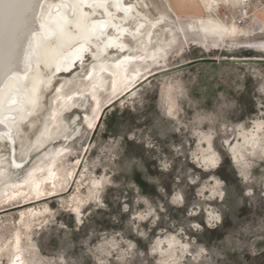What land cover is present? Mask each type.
Here are the masks:
<instances>
[{
    "label": "rangeland",
    "instance_id": "obj_1",
    "mask_svg": "<svg viewBox=\"0 0 264 264\" xmlns=\"http://www.w3.org/2000/svg\"><path fill=\"white\" fill-rule=\"evenodd\" d=\"M260 2L236 41L206 40L167 22L160 32L171 43L164 61L149 75L139 73L131 89L104 92L92 128L84 119L92 96L74 94L87 81L91 56L55 76L15 133L14 150L0 142L7 175L0 188L22 182L61 148L70 152L65 164L74 173L61 192L0 204V247L19 232L22 248L42 264H264V51L243 47L247 40L264 43V27L252 33L264 0H250L252 7ZM212 11L230 25L242 14L234 5ZM63 85L78 103L37 148ZM209 153L217 163L205 168L196 157ZM13 158L22 166L10 164ZM177 194L183 202H173ZM75 197L84 199L79 216ZM10 245L0 249V264L10 263Z\"/></svg>",
    "mask_w": 264,
    "mask_h": 264
},
{
    "label": "bare ground",
    "instance_id": "obj_2",
    "mask_svg": "<svg viewBox=\"0 0 264 264\" xmlns=\"http://www.w3.org/2000/svg\"><path fill=\"white\" fill-rule=\"evenodd\" d=\"M149 1L150 2H148L147 0H122L124 4H133L134 8L132 10V13L129 14L127 23L120 19H117L115 23L121 25L122 27L131 26V28H135L139 26L137 21L143 20L145 22V28H142L140 30V33L136 34L135 38H133V36L128 33H124L121 36V42L125 44L124 51H120L116 48L105 49L103 45H101L99 51L96 53L98 57L97 59H93V52L95 51V49H90L88 52L84 53L85 58L87 56H91L92 60L94 61L93 64L96 65V71L93 73L91 79L86 78L87 81H84L79 85L80 90L75 91L74 94H81L84 99H86V97L84 96L87 92H89L92 98L94 94L96 95L97 99H93L94 103L90 104V107L92 109L91 114L87 115L89 117V121H91L93 124L96 123V118H94L92 114L99 112L100 107L97 109V103L99 102V105L101 106V99L104 92H107L110 97L111 95L116 94L122 86H127L128 89H131L133 87L134 80L137 78L139 73L144 74V76L146 74L149 75V72L153 71V66L156 67L160 65L157 63L158 60L164 61V58L168 53V47L171 45V43H169V38H166L165 34H162L160 32H163L165 27L168 26L167 22L171 21L176 26V29L181 32L185 28H190L197 35H200L203 39L223 43V39L225 37H229L231 40L236 41L240 29L239 27L243 26L237 24L238 16L236 14L231 17L232 24L230 25L228 22L214 17L212 14L213 9H220L222 6H231L233 4L235 7H237V9L241 8V12L244 13V18L250 16L251 19H253V13L250 11L248 6L249 0H222V4L218 0H207L206 15L191 17L192 20L190 21H184L182 17L173 12L172 8L169 6L170 4H166L163 0H160L161 6L159 5V7H157L158 4H154L151 0ZM196 1L198 2L199 0ZM15 2L18 3L20 7L13 11L11 18L6 19L4 17H0V48H2V46L6 42L15 41L17 35L21 33L24 28L25 19H30L29 9L27 8V5L29 4L30 0H15ZM31 2L36 3L40 2V0H31ZM49 2L55 4H69L73 3L74 0H49ZM144 5H152L157 11V14H151L149 12V8L144 7ZM165 5H167L168 7L165 8ZM55 11L56 9H53L54 13ZM84 11L90 12L92 11V9L85 8ZM100 11L101 10H97V15L95 17H90V19H101L102 17L99 14ZM112 11L118 17L124 15L122 12L117 13L115 9H112ZM137 11L140 12L141 15L139 17H136L135 19H132L133 14ZM60 12L67 13L69 12V9L67 7L61 8ZM262 13L263 14L259 12L255 13L254 26L252 28L253 34L260 33L264 27V11ZM161 15L167 17L166 22L164 24H157L153 28L151 26V23H148V21H152L154 18L159 17ZM56 19H59V17H54L53 26L55 25ZM233 29H235V31H233ZM110 31H113V34H115L114 30L110 29ZM251 37L252 36H250L249 34L245 36V38L247 39H250ZM173 41L176 42V37L173 39ZM24 47L26 48L27 44H24ZM243 47L264 51V43H258L247 40ZM2 55L3 53L2 51H0V57H2ZM126 56L131 58L124 59V57ZM117 61H120V63L117 64ZM101 63H103L104 65V70H101ZM77 64H80V62L76 61L75 65L71 68V70L56 72L55 75H52V72L55 69V63H52L50 66H43V72L40 73V75L44 78L45 83L39 85V89L36 93L35 106H26L31 110V114L36 111L40 103L42 89L49 87L52 84L55 76L70 73L76 67ZM93 64L89 66L87 71H92ZM35 75H37V72L34 66V71L29 74V78L31 79ZM49 77H51L50 84L47 83ZM113 84L115 85L114 88L112 87ZM94 85L96 86L95 88L93 87ZM63 87L64 85L59 87L60 91L56 93L53 99L51 112L48 114L47 123L44 124L39 136L35 140L34 144L37 146V148H41L49 142L50 138L54 134V131L56 130L55 128H53L54 125H59V128L63 126L61 124L60 117L63 112L71 109L73 105L78 103L71 95V93L65 94L62 91ZM59 100H61L62 102L58 103ZM88 102L89 100L87 99L86 103ZM93 109H96V111L93 112ZM53 113L56 114L55 118H53ZM31 114H28V111L22 113V115L24 116L23 121H19L15 125H9L12 128V140H9L7 136H4L0 137V142L8 143L13 151L15 133H17L21 124ZM12 115L20 114L12 113ZM80 129H77V134H80ZM4 131H6L5 125L0 124V132ZM31 146H29L28 149H30ZM69 154L70 152L63 148L59 150H52L50 152L49 160L42 162V164H37V166L29 172V174L31 173V175H28V177L22 182L17 184H8V182L5 181L2 187L0 188V204L10 202L13 199L17 198L28 199L33 196L37 198L42 197L46 194H55L63 191L70 183V180L74 173V169H71L65 164L66 157ZM10 164L15 166L16 168L22 166V163L20 164L19 161L15 160V158H13V161L10 162ZM17 165H19V167ZM6 179L7 175L5 174L2 167H0V182ZM37 182L39 184V187H37ZM53 184H55V188L52 187ZM97 184H99V182ZM83 201V198L75 197L73 199V202H75L76 207L77 205L80 206L81 202ZM47 210L48 209L45 208V211ZM15 237L16 239L13 243L12 239H9L8 241H6V243H4V245H2V247L6 249V247H8L10 243H12V245H10V247H12V252L10 254L9 264H15L14 257L18 253L19 249L22 248V236L18 232L15 234ZM18 237L19 244L17 243ZM2 241H4V237L1 238L0 243H2ZM2 247H0V249H2ZM0 259H2V251H0ZM33 259L37 262V264H42L41 262H39V260L35 259L34 257Z\"/></svg>",
    "mask_w": 264,
    "mask_h": 264
},
{
    "label": "snow or ice",
    "instance_id": "obj_3",
    "mask_svg": "<svg viewBox=\"0 0 264 264\" xmlns=\"http://www.w3.org/2000/svg\"><path fill=\"white\" fill-rule=\"evenodd\" d=\"M18 7L20 5L15 0H0V17L10 19L13 11ZM65 7L69 9V12L61 13L60 9ZM144 7H149V5H144ZM167 7L165 5V8ZM27 8L30 19H25L22 32L17 35L15 41L6 42L0 48L3 53L0 57V124L5 125L6 128V131L0 132V137L7 136L9 140H12V128L9 125L23 121L22 113L25 111L31 114V110L26 106H35L39 85L45 83L44 78L40 75L43 72V66L55 63V69L52 72V75H55L56 72L71 70L76 61H79L83 66L84 53L90 49H95L93 59H97L96 53L101 45L105 49L116 48L124 51L125 44L121 42V36L128 33L135 38L136 34L145 28L143 20L137 21L139 26L135 28L122 27L115 23L117 19L127 23L129 14L134 8L133 4H124L122 0H74L69 4H55L50 3L49 0L32 3L30 0ZM85 8L92 9V11L86 12ZM53 9H56L55 13ZM112 9H115L117 13L122 12L124 15L118 17ZM97 10H101L99 14L102 18L90 19L97 15ZM140 15V12L137 11L133 14L132 19ZM54 17H59V19H56L53 26ZM166 20L167 17L161 15L148 23H151L154 28L157 24H164ZM110 29L114 30L115 34ZM24 44H27L26 48ZM130 58L124 57V59ZM116 63L119 64L120 61ZM34 66L37 75L30 79L29 74L34 71ZM100 67L101 70H104L103 63ZM84 71L86 78L91 79L96 71V65H92V71H87V69ZM47 83H51V77L48 78ZM112 87L114 88L115 85L113 84ZM56 91L59 92L60 89L57 88ZM93 99H97L95 94ZM99 107L98 102L97 109ZM95 111L96 109H93V112ZM12 113L20 115H12ZM52 115L55 118L56 114ZM84 119L88 121V127L92 128L93 123L89 121V117L85 116ZM196 159L205 168L215 167L217 163L215 153H209L203 157L197 154ZM17 166L19 167V165ZM164 166L167 167V164L165 163ZM37 187H39L38 182ZM52 187L55 188V184ZM184 199V196L177 194L173 197V202H183ZM74 210L79 216L78 205ZM209 215L211 216V213ZM212 219L214 220L215 217ZM17 243L19 244V237ZM169 247L171 248L172 245ZM14 262L15 264H37L26 247L19 249L14 257Z\"/></svg>",
    "mask_w": 264,
    "mask_h": 264
},
{
    "label": "crops",
    "instance_id": "obj_4",
    "mask_svg": "<svg viewBox=\"0 0 264 264\" xmlns=\"http://www.w3.org/2000/svg\"><path fill=\"white\" fill-rule=\"evenodd\" d=\"M166 4H168L174 13L178 14L179 16L182 17H195L201 14L206 13V6H207V0H199L198 2L196 0H164ZM168 1V2H167ZM222 4V0H218ZM233 5V4H232ZM261 5H263L261 2L259 5L251 6L250 5V0L248 3L249 9L254 10L259 8ZM187 10V13L185 12ZM264 11L263 9H260L256 12H259L263 14L262 12ZM218 14H220V9L218 11ZM235 15V14H234Z\"/></svg>",
    "mask_w": 264,
    "mask_h": 264
},
{
    "label": "built area",
    "instance_id": "obj_5",
    "mask_svg": "<svg viewBox=\"0 0 264 264\" xmlns=\"http://www.w3.org/2000/svg\"><path fill=\"white\" fill-rule=\"evenodd\" d=\"M246 22V18H244V13L242 12L241 15H239L238 19H237V24L238 25H244Z\"/></svg>",
    "mask_w": 264,
    "mask_h": 264
}]
</instances>
